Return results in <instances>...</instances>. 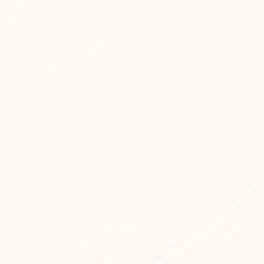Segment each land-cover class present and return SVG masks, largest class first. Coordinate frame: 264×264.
<instances>
[{
  "label": "snow or ice",
  "instance_id": "6c2138e0",
  "mask_svg": "<svg viewBox=\"0 0 264 264\" xmlns=\"http://www.w3.org/2000/svg\"><path fill=\"white\" fill-rule=\"evenodd\" d=\"M0 264H264V0H0Z\"/></svg>",
  "mask_w": 264,
  "mask_h": 264
}]
</instances>
